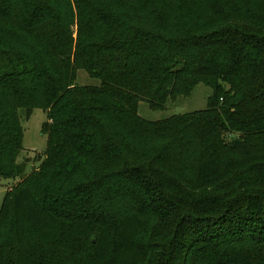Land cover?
<instances>
[{
    "label": "trees",
    "instance_id": "trees-1",
    "mask_svg": "<svg viewBox=\"0 0 264 264\" xmlns=\"http://www.w3.org/2000/svg\"><path fill=\"white\" fill-rule=\"evenodd\" d=\"M198 85L207 110L139 116ZM23 110L49 145L0 264H264V0H0L1 179L24 175Z\"/></svg>",
    "mask_w": 264,
    "mask_h": 264
},
{
    "label": "rangeland",
    "instance_id": "rangeland-1",
    "mask_svg": "<svg viewBox=\"0 0 264 264\" xmlns=\"http://www.w3.org/2000/svg\"><path fill=\"white\" fill-rule=\"evenodd\" d=\"M77 84L85 87H100L101 81L90 77L86 71L80 70L77 73ZM212 95L213 91L211 88L205 85H198L189 97L179 98L175 102H170L164 110H156L152 108L148 102H140L138 113L142 119L148 122H163L174 117L190 115L207 110ZM20 115L24 128V139L23 151L20 154L18 162L25 166L24 175L16 180H5L0 178V213L3 209L8 192L21 184L26 176L29 178L28 176L31 174L39 173L42 167L43 157L48 150L49 136L43 133L44 125L47 122V113L42 110H34L29 114L27 111L23 110ZM229 159L230 158L226 155L222 157V160L225 162ZM184 173L186 176L190 177V173ZM125 208L127 207L122 206L120 209L122 210ZM130 237L133 240L140 241V233L131 234ZM141 238H144V236ZM120 243L121 240H119V244L113 252V260L115 262H121L127 255V252L119 247ZM82 251L83 248H79L75 253L73 252L75 258L82 259Z\"/></svg>",
    "mask_w": 264,
    "mask_h": 264
}]
</instances>
